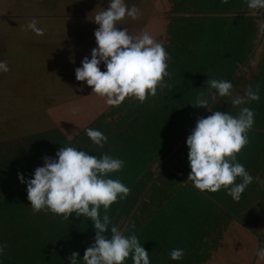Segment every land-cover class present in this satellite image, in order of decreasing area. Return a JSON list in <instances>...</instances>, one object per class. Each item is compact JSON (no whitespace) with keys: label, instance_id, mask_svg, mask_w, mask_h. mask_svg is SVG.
<instances>
[{"label":"crops","instance_id":"0c3cea01","mask_svg":"<svg viewBox=\"0 0 264 264\" xmlns=\"http://www.w3.org/2000/svg\"><path fill=\"white\" fill-rule=\"evenodd\" d=\"M173 1L174 0H162L156 11L145 16V20L141 22L126 16L119 22L117 27L120 30L126 28L130 35L140 36L146 32L149 22L158 20V28L155 32H152L151 36L161 45L165 44L168 46V44H171L172 33L170 30L166 32V24ZM27 5L30 8L28 22H19L22 26L14 27V32H20L21 34H23V32L29 33L26 26L35 18L37 26L44 30L43 36H49V39L51 38L53 42L57 43L54 44V47L57 51H60V53L56 54L54 60L56 63L63 64L67 67L65 83L68 86H58V88H56V92L58 93H55L57 96L47 97L65 99L64 101L57 102L56 105L53 106H42V109H46L47 111H55L56 116H60V119L55 123L34 126L30 125V121L38 114L30 113L28 116V127L24 125L22 129L20 126H8L6 133L0 132V143L3 144L1 145L3 147L2 152L5 149L11 150L12 147L16 148L23 142L24 138L35 132L47 131L54 128L58 129L66 139H69L83 127L87 126L84 128L86 131L88 128H94L96 124L97 126L99 125V131L104 135L108 133L112 136L118 131L116 119L121 110H113L107 113L109 105L106 104L105 100L101 105L96 106V111H93L94 113H89L85 116L82 112V108L76 107V105L84 99L83 96L92 89L86 82L76 80L75 69L82 67V60L85 56L91 59V51L93 48L97 47L94 32L99 25L94 21L91 22V25L83 22V26L91 32L88 30L74 32V28L71 27L74 22L71 24L64 23L59 27H55V25L52 24L46 26V23L50 24L49 20L73 17L74 11L79 13L82 12L80 14L77 13L75 16H95L100 12V10L96 8V0H27ZM166 8L169 9V12L166 11L164 13L163 11ZM85 34L90 35L88 41L91 40L92 45L86 46L84 43H81L84 41ZM43 36L40 37L43 38ZM70 36H72V40L71 42H67ZM175 43L176 41H174V45ZM169 61L170 54L167 64ZM99 67L101 71H106V66L103 62ZM59 70V68L55 69L56 72H59ZM45 72L53 75L52 69L45 68ZM180 80V78L174 76L165 77L167 86L163 89L158 87L157 95L160 94V97L163 98L161 106L167 105L166 108H162V112L179 111L177 107H180V96H187L186 91H182L176 86V82H180ZM183 80H187L189 83L194 82L192 79ZM132 99L133 98H126L125 101ZM241 107H249L255 113L256 119H260L264 114V109L262 107H254V105L249 106L246 104L243 106L241 105ZM227 110L230 114L235 116L239 113L240 108L227 107ZM0 111L4 114L6 113L4 110ZM101 112L104 113L99 117V121H93ZM203 114L204 112L201 113V115ZM45 115L50 120L53 119L51 115ZM262 120L263 121H256L254 123L252 129L247 134L250 142L237 155L238 162L253 176V182L248 185L238 202L234 201L230 195L222 191V193H218L217 196L213 194L217 201L222 202L228 209L242 210L245 212L246 210H256V212L246 214V219H253L255 222H258V231L249 233L248 230L240 227L239 221L230 218L219 206H214L212 204L213 201L210 203L206 200L208 198L198 193L192 182L187 180L191 171L188 160L189 148L186 143L187 137L192 132L189 131L188 135L183 140H179L175 144L174 149L170 150L171 154H169V158L156 172L157 175H161L160 180L156 181V185L157 187H162L164 191L159 194L157 199L156 186L154 188L155 191H152L151 196L154 199H148V201L156 202L151 213L141 225L142 232L145 226H147V230L149 231L150 226L152 228L156 226L157 231L155 232V229L152 230V240L156 239V241L161 240V242L166 241L163 243H169L166 239H161V234L167 232L170 236V233L176 231L179 233V236L175 238H177L179 243H186L189 249L193 246L187 243H197L194 247L203 245L199 249H197L198 247L192 248L190 252L184 256L186 259L189 258V261H186V259L184 260L185 264H192L195 258L196 264H215L214 258L216 255L221 256L218 252L222 250L223 247H226V243L240 242L237 238L239 234H247L250 241H253V248L257 244L259 245L261 241H264L262 237L258 239V237L254 235L255 233H258V236L261 235L262 223L260 220L261 217H264V115ZM15 121L23 123L24 118L18 117ZM174 126L175 124L172 125L171 129L165 131L164 135H169L175 128ZM195 126L196 122H194L191 127ZM155 133L157 138H159L158 128ZM130 134L132 137H139L136 133ZM164 135L161 134L160 137H164ZM131 136L127 134V138L130 137L128 139L132 141L130 143V149H142V143L136 145V142L133 141ZM83 138L94 144L87 136L86 132L83 134ZM74 142L77 144V150L82 151L83 146L79 138L75 137ZM68 146L73 147L70 144L64 147ZM109 155L113 158L122 160H124L122 155L127 156L126 153H123L121 156H118V154ZM51 157L58 159L56 153ZM171 162L172 164H170ZM43 164L44 162L40 166H43ZM34 171L35 169L26 176L25 179L33 178ZM171 179H175V182L172 184ZM8 184L7 190L3 194L2 192L0 193V245H7L4 249V253L0 255V264H42V260H45V257H48V259L57 257L67 258L69 238L68 235L65 236L63 234L65 230H61L64 221L58 222L57 219L59 216L48 211L34 213L30 201L28 200L26 183H21L19 181L14 185L11 181H8ZM251 190L253 193H251ZM236 203H240L241 206L234 205ZM63 242H66L67 245H63ZM93 242L94 239L91 240V243ZM145 242H148L147 234H145ZM218 244L219 246L217 248ZM181 247L180 245L179 248ZM42 249L43 253L40 254L39 251ZM205 251L207 253L203 254ZM148 253L150 255L149 251ZM36 257L38 258V262ZM48 264L52 263L48 262Z\"/></svg>","mask_w":264,"mask_h":264},{"label":"clouds","instance_id":"9594fccd","mask_svg":"<svg viewBox=\"0 0 264 264\" xmlns=\"http://www.w3.org/2000/svg\"><path fill=\"white\" fill-rule=\"evenodd\" d=\"M221 2L227 4L228 0ZM246 4L253 15L264 13V0H246ZM139 15L140 10L135 5L129 8L125 0H109L107 8L93 19L99 25L94 32L97 47L92 49L91 59L85 56L82 67L75 69L76 80L86 82L92 93L105 98L109 106H119L126 98H134L142 104L149 96H156L158 87L167 86L165 77L170 73L169 54L165 48L146 32L133 36L126 28L117 27L126 16L136 20ZM26 27L38 36L44 35L35 18ZM102 62L106 71L99 67ZM8 71L7 62L0 61V72ZM232 89L230 81L208 79L207 92L201 93L192 103L194 107L207 108L212 114L197 119L187 137L191 168L187 180L201 192L215 193L224 189L238 202L254 179L238 162L237 155L250 142L247 134L255 123V113L249 107H240L235 116L213 111L207 98L215 101L218 97H231ZM259 91V85L255 89L249 85L243 97L232 99V105L258 101ZM86 134L99 148L107 143V136L99 130L88 128ZM56 157L58 159L43 157V166L35 169L31 179L26 180L18 173L20 182L27 185L32 211H48L64 220H69L73 214L91 219L96 230L95 242L85 250L84 264H125L129 257L133 264H150L149 253L135 231L126 235L127 228L110 227L107 215L114 203L130 194V188L119 179L109 178L110 174L120 172L125 162L107 153L100 157L89 155L71 146L60 148ZM101 207L105 212L102 217ZM109 228L110 237L105 235ZM6 247V244L0 245V255ZM183 255V249L170 252L172 260H180ZM78 256L76 251L71 253V264H77Z\"/></svg>","mask_w":264,"mask_h":264},{"label":"trees","instance_id":"16d2710c","mask_svg":"<svg viewBox=\"0 0 264 264\" xmlns=\"http://www.w3.org/2000/svg\"><path fill=\"white\" fill-rule=\"evenodd\" d=\"M261 15V12L253 15L252 10L247 7L246 0H228L227 4H223L221 0H174L166 24V32L170 30L172 33L171 44L162 46L170 54L168 62L170 76L180 78L176 86L187 92V96H180V107H177L179 111L162 112V108H166L167 105L161 106L163 98L160 94H156L155 97L149 96L142 104L133 98L122 102L119 106H109L107 113L113 110L121 111L116 119L118 131L112 136L106 133L108 140L103 148L83 138L86 132L84 128L87 126L69 139L55 128L35 132L24 138L16 148L5 149L3 152L1 146L3 144L0 143V193L3 194L7 190L8 181L14 185L20 181L18 173L26 177L40 166L44 162L43 157H51L67 144L77 149V144L74 142V138L77 137L83 146L82 151L88 152L89 155L95 154L100 157L105 153L118 154V156L127 154V156L122 155L125 162L123 169L109 175V178L119 179L130 188L127 198L118 200L107 212L111 221L110 227L116 226V219L128 214L138 194L150 179L153 172L149 170L151 164L155 161L159 162V157L164 156L163 153L170 151L179 140H183L188 135L187 127H191L197 115H201L205 109L194 107L192 103L201 93L207 92L208 79H223L231 82L238 75L239 65L253 52L256 36L261 30V22L258 21ZM174 41H176L175 45ZM263 76L264 56L260 71L250 84L253 89L259 85L260 99L249 101L246 105L264 109V89L261 86ZM183 79H192L194 82L189 83ZM207 98L211 105L212 99ZM229 104L231 103L216 102L211 106L219 107V111L228 112L227 107L233 108V105ZM103 113L98 114L93 121H99ZM173 124L175 128L165 136V131L171 129ZM157 128L159 138L155 133ZM92 129L99 130V125L95 124ZM130 133H136L139 137H132ZM127 134L133 138L136 145L142 143V149L131 150L132 141L128 139L130 137L127 138ZM161 134L164 137H160ZM144 200L138 202L135 211L145 204L146 200ZM104 214L101 207V217ZM57 221H64L61 230H65L63 234L68 235L69 238L68 256L53 259L45 257L42 264L48 262L71 264L69 257L73 251L79 253L77 264H84L82 259L84 252L95 242L96 230L93 222L90 218L77 217L75 214L70 215L69 220L59 216ZM130 223L124 222L123 225L128 229ZM105 235L110 237V228ZM92 239H94L93 243H91ZM63 245L67 243L63 242ZM39 252L42 254L43 249ZM36 260L38 262L37 257Z\"/></svg>","mask_w":264,"mask_h":264},{"label":"rangeland","instance_id":"374dc122","mask_svg":"<svg viewBox=\"0 0 264 264\" xmlns=\"http://www.w3.org/2000/svg\"><path fill=\"white\" fill-rule=\"evenodd\" d=\"M161 1L162 0H125V3L129 8L135 5L140 10V15L137 20L141 22L145 20V16L156 11L158 5L161 4ZM108 3L109 0H96V8H98L100 11H103L107 8ZM29 9L30 8L27 5V0H0V61H6L10 69L8 72H0V110H4L6 112L4 114L0 111V132L2 133L7 132L6 130H8V126H20L22 129L24 128L22 127L24 125L28 127V116L30 113L36 115L38 114L36 117H33V120L30 121V125L39 126L45 125L46 123L48 124L57 122L60 119V116L57 117L55 111L53 110L47 111L46 109H42V106H53L56 105L57 102L65 100L47 98L57 96L55 93H58L56 92V88H58V86H68L65 83L67 77L65 74L67 67L63 64L56 63L54 60L56 54L60 53V51H57L54 47V44L57 43L53 42L51 38L49 39V36H43L42 38L36 35L34 32L30 31V29H27V31L29 30V33L23 32V34L20 32H14L13 30L16 26H22L19 22H28ZM166 11L169 12V9L166 8L163 12L165 13ZM77 13L80 14L82 12L79 13L74 11L73 17L70 18H55L54 20H49L50 24L45 22L46 26L52 24L55 25V27H59L64 23L71 24L74 22L71 25V27L74 28V32L79 30L87 31L88 29L83 26V22L91 25V22L94 21L93 19L95 16H75ZM261 17L262 16H260L258 19L260 22ZM260 25L261 30L256 36L255 45L251 56L247 57L245 62L239 65V70L237 71L238 75L233 81H231L233 84V89L231 90L232 96L219 97L215 101L211 100L212 98L210 97L211 105L216 102L219 104L228 102L231 103L229 105H232V99L237 96L243 97L247 87L253 83L252 79H254L256 74L258 75L262 57L264 56V19ZM157 28L158 20L151 21L149 22V25H147L146 33L152 35V32H155ZM89 38L90 35L85 34L84 41L81 43H84L86 46L92 45L91 40L88 41ZM71 40L72 36L69 37L67 42H71ZM45 68L52 69L53 75L47 74L45 72ZM57 68L60 69L59 72H61L63 75L55 71ZM261 79H263L261 86L264 89V76ZM83 97L84 99H82V101L78 103L76 107L82 108L84 116L89 113H94L96 111V106L101 105L105 100L103 97L92 93V90ZM236 107L240 108L241 106H233V108ZM219 110V107H213V111ZM202 112H204V116L198 114L195 122H197V119L201 118L202 116L203 118H206L212 114L207 108H205ZM45 114H48L49 116L51 115L53 119L50 120ZM263 115L260 119H256L254 116L255 122L263 121ZM15 117H23V123L15 121ZM194 128L195 127H187L186 131H192ZM174 147L172 149H174ZM168 152L163 153L164 156L162 155L159 157V162L155 161L151 164L149 170L153 171L152 175L141 193L138 194L137 200L134 202L128 214L125 216L121 215L116 219V227L119 226V228L122 230L126 228L123 225L124 222H131L130 226L128 227V232L125 234L128 235L133 230L135 231L141 245L150 252V264H185L184 260L186 257L184 256L188 254L192 248L198 247L197 249H199L201 246H203L197 245L194 247L197 243H187L188 245L193 246L191 249H189L186 243H179L177 238H175L176 236H179V233L176 231L170 233V236L167 232H163V234H161V239H166L169 243H163L166 241L161 242V240L156 241V239L152 240V230L155 229L156 232L157 229L156 226L155 228H152L149 224L150 231L147 230V226L143 228V232L141 230L143 221L146 220L148 215L151 213V210L155 206L156 201H148V199H154L151 196L152 191L156 190V199L159 194L164 191L162 187H157L156 185V181L160 180L161 177V175H157L156 172L169 158L168 156L171 154V152ZM170 164H172V162ZM173 182H175V179H171V184ZM237 182H240L239 178L237 179ZM155 186L156 189L154 190ZM196 191L205 195L208 198L206 200H208L210 203L213 201L212 204L214 206H219L228 214L230 218L235 221H239L240 227L248 230L249 233L258 231V222H255L253 219H246V214H251L256 212V210H246L245 212L242 210L228 209L222 202L217 201V199L213 196V194L217 196L218 193L221 194L222 192L227 193L224 189H221L215 193H210L207 191L201 192L198 189H196ZM251 193H253L252 190ZM142 199L146 200V204L141 205L140 208L135 211L138 202ZM234 205L241 206L240 203H236ZM260 222L262 223L261 235L258 236V233H255L254 235H256L258 239L259 237H262V240H264V217H261ZM133 225L135 226L134 229L132 227ZM145 234H147L148 242H145ZM237 238L240 241L239 243H226V247H223L222 250L218 252L217 249V252L221 256L216 255L214 258L215 264H264V241H261L259 245L257 244L253 248V241H250L247 234H239L237 235ZM178 243L179 246H182L181 248H179ZM219 244L217 245V248ZM173 249L184 250V255L180 260L171 259L170 252ZM195 253L197 254L196 251ZM205 253L207 252H203V254ZM186 261H189V258H187ZM125 264H133L131 257L126 259ZM192 264H196V258L192 261Z\"/></svg>","mask_w":264,"mask_h":264},{"label":"water","instance_id":"95a60500","mask_svg":"<svg viewBox=\"0 0 264 264\" xmlns=\"http://www.w3.org/2000/svg\"><path fill=\"white\" fill-rule=\"evenodd\" d=\"M262 17H261V22H263V19H264V13H262V15H261Z\"/></svg>","mask_w":264,"mask_h":264}]
</instances>
